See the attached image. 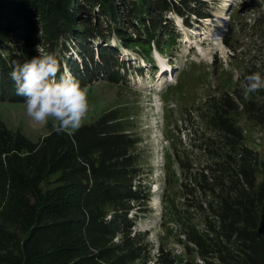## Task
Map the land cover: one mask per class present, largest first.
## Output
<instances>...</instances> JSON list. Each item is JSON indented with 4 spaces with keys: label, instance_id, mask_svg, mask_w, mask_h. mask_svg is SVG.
<instances>
[{
    "label": "trees",
    "instance_id": "1",
    "mask_svg": "<svg viewBox=\"0 0 264 264\" xmlns=\"http://www.w3.org/2000/svg\"><path fill=\"white\" fill-rule=\"evenodd\" d=\"M169 12L187 25L192 16L212 17L203 0H0V101L25 102L9 75L14 62L38 56L37 45L55 55L62 31L86 64L71 72L82 87L101 77L120 83L126 69L117 52L100 47L95 61L87 45L104 35V25L111 28L109 21L123 47H147L142 55L150 56L152 43L162 50L163 38H178L164 34ZM254 27L259 50L250 51L232 92L207 100L204 115L216 135L197 146L204 158L181 185L190 213L200 218L180 225L186 252H196V260L180 261L161 249L154 264H264V158L246 144L234 117L264 126V90L245 98L242 88L246 75L264 74V13ZM226 45L234 60L243 55L235 36ZM64 48L61 63L69 53ZM119 113L72 135L52 130L36 142L0 123V264H134L143 258L149 264L148 233L135 225L147 213L150 190L142 185L140 141Z\"/></svg>",
    "mask_w": 264,
    "mask_h": 264
},
{
    "label": "rangeland",
    "instance_id": "2",
    "mask_svg": "<svg viewBox=\"0 0 264 264\" xmlns=\"http://www.w3.org/2000/svg\"><path fill=\"white\" fill-rule=\"evenodd\" d=\"M203 1L212 10V21H197L196 17H191L189 23L194 32L201 33L197 39L191 37L186 29L180 31L177 24L182 25V18L169 12V23L164 34L173 32L178 38H163L162 50L152 43L150 56L142 55L147 54V47H123L112 32L114 23L107 19L104 21L111 28L104 25V37L89 43L90 47L87 45V50L91 47L94 49L95 61L99 59L100 47L114 49L120 67L126 69L121 72L120 83H111L106 77H101L86 86L91 110L81 128L94 125L105 114L119 110L126 116L123 127L133 128L132 135L140 141L138 147L142 155L139 164L144 173L141 180L142 185L150 190L151 199L145 211L147 213H142L137 219L136 231L148 233L147 240L151 247L149 264L156 262L161 249L180 261L196 260V252H186L180 225H184L186 219L198 224L200 218L198 215L193 218L190 213L181 185L185 176L187 178L190 172H196L200 159L204 158L203 151L197 150V146L208 143V139L216 135L209 128L204 115L207 100L232 92L239 79L235 77H240L249 62L250 51L259 50V33L254 21L264 13V0ZM94 17L93 14V22L98 23ZM21 25L24 26V23L21 22ZM231 36L239 39L243 55L238 60L232 58L226 45V40ZM67 41L68 34L62 31L53 52L60 58L61 55L65 56L63 52H67L64 47L69 49L67 60L61 65L71 73L75 67L82 69L86 64L79 56V50H73L74 44ZM198 41H205V47L199 48L200 54L194 49L188 55L190 44L197 46ZM155 52L160 54L159 59L153 57ZM139 56L145 59V66ZM135 58H138L137 61ZM157 59L161 65L173 66L174 74L169 84L166 83L168 76L164 77V82H158ZM157 88L161 91L157 92ZM234 117L244 131L246 144L256 148L264 158V126L248 123L243 116ZM0 123L7 130L14 133L19 131L35 142L54 130L52 122L46 126L36 124L26 115L25 102H11L9 97L0 101ZM163 135L168 139L164 143ZM190 162L193 163L192 167L182 171L183 164ZM134 264H145V260L140 259Z\"/></svg>",
    "mask_w": 264,
    "mask_h": 264
},
{
    "label": "clouds",
    "instance_id": "3",
    "mask_svg": "<svg viewBox=\"0 0 264 264\" xmlns=\"http://www.w3.org/2000/svg\"><path fill=\"white\" fill-rule=\"evenodd\" d=\"M23 63L14 62L9 73L16 94L25 98L26 115L40 126L53 123L54 130L72 135L87 119L90 108L88 89L63 67L54 54H42ZM238 79L239 77H235ZM243 95L264 90V74L254 72L244 77Z\"/></svg>",
    "mask_w": 264,
    "mask_h": 264
},
{
    "label": "bare ground",
    "instance_id": "4",
    "mask_svg": "<svg viewBox=\"0 0 264 264\" xmlns=\"http://www.w3.org/2000/svg\"><path fill=\"white\" fill-rule=\"evenodd\" d=\"M217 20H218V18H217ZM221 20H222V19H221ZM218 21H219V20H218ZM200 34H201V33H200ZM157 65H159V67H162V66H163V65L160 64V62H159L158 59H157ZM164 71H165V72H164ZM162 72H164L163 75H165V74L167 73L166 70H164V69H163L160 73H162Z\"/></svg>",
    "mask_w": 264,
    "mask_h": 264
}]
</instances>
